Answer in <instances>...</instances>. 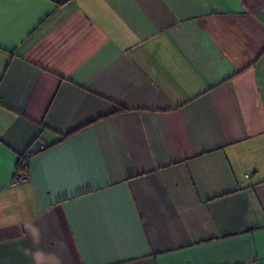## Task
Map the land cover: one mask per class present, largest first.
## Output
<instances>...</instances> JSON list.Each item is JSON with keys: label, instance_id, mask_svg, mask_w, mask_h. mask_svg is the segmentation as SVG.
Returning <instances> with one entry per match:
<instances>
[{"label": "crops", "instance_id": "obj_1", "mask_svg": "<svg viewBox=\"0 0 264 264\" xmlns=\"http://www.w3.org/2000/svg\"><path fill=\"white\" fill-rule=\"evenodd\" d=\"M0 264H264V0H0Z\"/></svg>", "mask_w": 264, "mask_h": 264}, {"label": "built area", "instance_id": "obj_2", "mask_svg": "<svg viewBox=\"0 0 264 264\" xmlns=\"http://www.w3.org/2000/svg\"><path fill=\"white\" fill-rule=\"evenodd\" d=\"M33 154H34L33 152H29L28 154H26L24 156V159L30 158ZM27 162H28V159H26V163L25 164H27ZM26 181H27V176L25 174L21 173V174H16L15 175L13 183L14 184H21V183H24Z\"/></svg>", "mask_w": 264, "mask_h": 264}, {"label": "trees", "instance_id": "obj_3", "mask_svg": "<svg viewBox=\"0 0 264 264\" xmlns=\"http://www.w3.org/2000/svg\"><path fill=\"white\" fill-rule=\"evenodd\" d=\"M26 159H29V158H26ZM26 159H24V156H22L20 158L16 174H19V172H21V171L23 172L24 170H26V167H27V164H25L26 163Z\"/></svg>", "mask_w": 264, "mask_h": 264}]
</instances>
